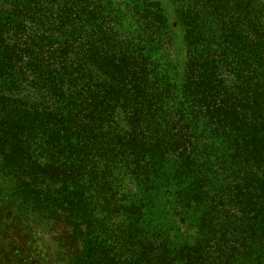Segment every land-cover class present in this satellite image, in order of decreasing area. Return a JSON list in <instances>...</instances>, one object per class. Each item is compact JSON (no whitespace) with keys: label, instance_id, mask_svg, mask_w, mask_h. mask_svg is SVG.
<instances>
[{"label":"trees","instance_id":"trees-1","mask_svg":"<svg viewBox=\"0 0 264 264\" xmlns=\"http://www.w3.org/2000/svg\"><path fill=\"white\" fill-rule=\"evenodd\" d=\"M3 216L15 264H264V0H0Z\"/></svg>","mask_w":264,"mask_h":264},{"label":"rangeland","instance_id":"rangeland-1","mask_svg":"<svg viewBox=\"0 0 264 264\" xmlns=\"http://www.w3.org/2000/svg\"><path fill=\"white\" fill-rule=\"evenodd\" d=\"M7 219L8 216L0 217V225L4 222L1 219ZM10 232L3 233L0 229V264H15L14 255L16 254V249L11 250L7 243L10 242ZM11 258H10V257Z\"/></svg>","mask_w":264,"mask_h":264}]
</instances>
